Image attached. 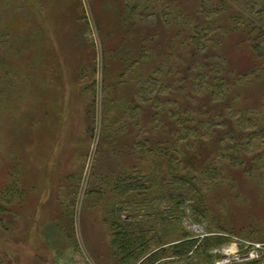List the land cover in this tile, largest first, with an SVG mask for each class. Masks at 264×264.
Segmentation results:
<instances>
[{
  "label": "rangeland",
  "instance_id": "obj_1",
  "mask_svg": "<svg viewBox=\"0 0 264 264\" xmlns=\"http://www.w3.org/2000/svg\"><path fill=\"white\" fill-rule=\"evenodd\" d=\"M200 1L217 11L195 21ZM203 20L212 41L198 59ZM195 63L234 85L228 113H214L224 119L181 149L186 167L205 171L199 216L194 198L175 208L157 147L171 148L180 106L204 122L214 107L189 87L164 108L136 99L149 74L170 85ZM236 114L264 131V0H0V264H118L115 217L150 226L165 247L184 233L226 239L152 264H264V165ZM136 172L156 184L127 208L112 191Z\"/></svg>",
  "mask_w": 264,
  "mask_h": 264
},
{
  "label": "trees",
  "instance_id": "obj_2",
  "mask_svg": "<svg viewBox=\"0 0 264 264\" xmlns=\"http://www.w3.org/2000/svg\"><path fill=\"white\" fill-rule=\"evenodd\" d=\"M201 2V1H200ZM202 2L199 6H195L192 9V14H196L193 20H200L198 16L203 13L214 14V5L211 8L203 7ZM125 11V8L122 10ZM123 26L130 25L132 28L136 25L135 22L131 21L129 16L122 13L121 16ZM199 25V26H198ZM195 27V31L191 37V43L194 47L190 54L192 56H197L198 59L202 56L203 50L200 48L206 43L212 41L211 33L213 28L205 22L202 21V25L206 27H200V22ZM203 64L202 62H197ZM195 63V67L191 66L193 70L190 71L186 68V73L191 75L190 79H173L172 83L165 84L160 83L158 79H153L148 77L145 80H140L141 84L139 86V91H137L136 99L145 104L146 102L153 100V105L159 108H164L166 103H172L171 96L174 93H183L188 87L193 92V96L200 101H205L207 106L214 107V111L206 115H211L209 121H203L202 118L198 117L192 118L187 114L188 112H183V106H180L177 111V132L174 134V138L171 142V148L167 147H157V151L161 154L160 156L166 159L167 163V180L165 182V189L171 191V196L175 208H179L186 203L187 200L194 198L196 203L190 204L193 211L196 213L199 211L200 202V190L205 187L203 184L205 181V171L201 173L195 172L193 168H188L183 163V151L182 147H190L191 142L202 137L199 133L200 129L203 128L205 131L209 130L214 125L216 120H223L221 114L215 115V111L222 112L229 111L230 104H227V95L234 89L232 79H217L212 77V72L214 70L208 69L203 65ZM180 66H185L181 64ZM181 68L176 74L179 75ZM242 76H246L243 73ZM209 77V78H208ZM134 85L138 82V79H131ZM129 81V82H130ZM241 81L248 82L249 79H241ZM109 82V80H107ZM108 85V84H107ZM133 85V87H134ZM168 91V93H166ZM233 91V90H232ZM163 94L168 95L166 99L162 98ZM177 100V99H176ZM177 104V101H176ZM171 113V112H170ZM218 116V118H215ZM108 119V116L105 115ZM186 118V120H184ZM222 118V119H221ZM230 118V116H229ZM239 120V126L243 131H249L248 146L251 151L254 152L257 157L256 160L262 165H264V131H255L257 123L253 117L247 114L243 116H238L237 114L233 117ZM215 120V121H214ZM252 130V131H250ZM150 151V149H149ZM139 173H128L121 176L115 183L112 191V195L115 198L117 195L119 202L129 208L131 205L137 201L139 196L147 191L155 188L156 182L153 180H145L140 177ZM117 202V199H114ZM181 214V211H179ZM111 235H112V246L116 250L117 263L118 264H137L143 257H145L149 251L154 250L152 255L143 260L140 264H152L166 257H179L190 259L191 256L199 254L200 251L209 250L211 248L221 246L226 242V239L222 237H206L203 240L199 238H192L190 235L184 233L180 235L178 243L166 246L167 241L161 238L159 232H153L150 226H145L143 223H133L126 224L123 222L121 217H115L111 222ZM153 232V234H151ZM151 235V236H149ZM160 235V236H159Z\"/></svg>",
  "mask_w": 264,
  "mask_h": 264
},
{
  "label": "bare ground",
  "instance_id": "obj_3",
  "mask_svg": "<svg viewBox=\"0 0 264 264\" xmlns=\"http://www.w3.org/2000/svg\"><path fill=\"white\" fill-rule=\"evenodd\" d=\"M23 114L26 115V112H24ZM229 251H232V252L235 251V246H230V247H229Z\"/></svg>",
  "mask_w": 264,
  "mask_h": 264
}]
</instances>
